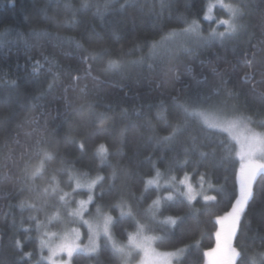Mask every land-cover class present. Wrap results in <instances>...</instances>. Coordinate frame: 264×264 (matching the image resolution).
I'll list each match as a JSON object with an SVG mask.
<instances>
[{"label": "trees", "instance_id": "1", "mask_svg": "<svg viewBox=\"0 0 264 264\" xmlns=\"http://www.w3.org/2000/svg\"><path fill=\"white\" fill-rule=\"evenodd\" d=\"M81 2L82 0H0V32L8 33L6 37L8 43L0 47V120L12 113L15 124L19 125L11 127L8 136L9 148L15 149V154L32 143L26 135L35 127L32 121L35 119L43 123L47 120L48 130L55 140L60 141L59 152L76 169L89 172L92 176H95L97 171L105 176L110 173V169L100 164L97 154L99 145H105L109 152V162L113 164L119 162L129 170L128 187L139 197L141 179L154 175L147 157L151 156L161 172L166 173L171 160L181 149L188 135L186 133L179 136L174 145L156 143L153 137H164L170 131L163 121L157 119L161 106L167 109L168 122L175 124L172 106L182 103L190 95H195L198 89L207 91L219 87L222 92L227 89L239 90L236 82L237 74H242V63L235 71L231 65L241 59L246 48L250 49L252 44L261 38L264 0H251L252 15L248 20L249 32L254 33L251 44L248 43L247 35L242 36L239 43L216 42L207 46L191 44V51L180 50L172 59L166 58L158 66H154L153 70H149L147 64L141 66L131 62L147 56L148 45L160 39L161 30L166 32L182 28L184 18L198 19L206 36L209 24L211 23L212 27L215 24L202 19V3L209 0H163L165 7L162 15H157L161 12V0H129L131 6L126 4L124 10L120 8L124 0H113L104 15L96 14L97 5H100L102 10L104 0H88L90 7L80 10L73 23L65 24L66 18L73 19L65 5L70 3L79 9ZM214 16L227 18L219 8H216ZM33 31L47 32L50 35L34 38L29 36ZM17 33H23L26 42L18 39ZM97 34L102 39V44L96 42ZM67 38L81 41L84 49L88 51L107 49L111 53V58L122 62L119 70L111 72L102 71L103 63L91 62L92 75L98 76L102 83L94 86L90 77L80 81L81 85L88 84L86 97L82 96L79 88L75 91L69 89L70 107L64 105L63 89L77 72L83 76L87 66L80 63L81 56L85 54L84 49H76ZM44 57L54 59L57 63V67H53L52 71L57 73L58 78L50 93L47 91L48 83L52 81V74L47 72L49 65L43 63L40 74L33 75V63L36 60L43 62ZM261 58H264V54L258 57ZM213 68L224 73L223 79L226 83L220 82V77L213 73ZM13 80L16 81L14 89L8 84V81ZM42 95V99L33 100V97ZM244 100L245 97L241 96L240 103L243 104ZM89 103L96 106V113H105L102 122L94 115H89L87 108ZM257 109L264 113V107L249 99V113ZM148 121H151V128L148 127ZM124 129L126 130L122 131ZM192 134L198 136L200 142L205 145L201 150L206 152L212 151L220 136L227 138V133L200 132L198 128L193 130ZM65 137L69 138L67 143ZM14 138L19 139V145L12 143ZM72 140H82L84 150L81 151L72 145ZM4 144L5 137L0 136V172L4 171V157L8 152ZM8 163L11 165L12 161L9 160ZM237 168L238 157L226 159L217 148L213 164L201 166L199 171L207 172V179L215 186L217 192L231 193ZM187 170L192 173L191 166ZM13 171H16L15 167ZM171 174L178 179L183 178V172L175 165H172ZM198 181V176L191 175V182L197 190L200 187ZM7 188L8 185H0V261L11 264L14 257L11 238L17 234L21 219L27 221L29 212L21 213L16 207L19 198L15 191L5 199L3 193ZM204 189L208 191L207 184L204 185ZM152 191L150 189L145 193L148 198L142 202L143 208L155 198ZM114 199V196L107 197L104 203L113 202ZM193 204L195 211L191 214L194 218L189 219L184 225L170 229L167 232L168 241L163 244L157 241L156 247L160 250L186 248L184 264H204L206 257L203 253L216 244L218 230L216 217L228 210V200L225 196L219 195L217 202L205 204L202 197L197 196ZM92 211L94 212V209ZM160 211L161 218L176 215L187 217L190 214L189 209L179 205L168 207L165 204ZM111 214L113 217L119 216L118 210H112ZM262 214L264 203L258 200L245 219V225L251 220V231L245 230V236L254 237L257 228L264 234V225L260 223ZM13 217L16 219V229L11 227ZM25 227H28L27 223ZM63 227L56 224L51 227V231L60 232ZM123 227L132 230L127 224ZM81 231L82 240L86 242L87 229L81 227ZM114 232L117 240H126L121 234L120 226L116 227ZM155 234L160 235L159 232ZM18 238L25 242L24 250L33 251L38 259L37 233L32 231L31 242L22 232ZM242 241L243 236L239 241L234 240L233 245L238 246ZM253 251H264L259 241L255 245L249 243V254ZM73 259L74 264H89L88 258L83 254H74ZM259 259L257 257L258 261Z\"/></svg>", "mask_w": 264, "mask_h": 264}, {"label": "snow or ice", "instance_id": "2", "mask_svg": "<svg viewBox=\"0 0 264 264\" xmlns=\"http://www.w3.org/2000/svg\"><path fill=\"white\" fill-rule=\"evenodd\" d=\"M112 2L113 0H104L102 10L101 6L97 5L96 14L107 13ZM126 4H129V0H124L120 5L121 10H124ZM89 7L88 0H82L79 9L74 8L70 3L66 4L65 9L71 13L73 19L66 18L65 24L73 23L77 13ZM164 7L165 4L161 0V12L157 15L163 14ZM216 8L225 13L227 18L214 16L213 11ZM201 12L203 21L216 24V27L209 24L206 36L198 19L184 18L182 28L166 32L161 30L160 39L148 45L147 56H142L131 63L141 66L147 64L148 69L153 70L154 66H158L164 59H172L178 51H191L192 43L197 46H207L216 42L239 43L241 37L247 35L248 43L251 44L254 36V33L249 32L248 23L252 15L251 0H209L207 3H202ZM220 26H223V30H220ZM7 35V32H0V47L8 43ZM49 35L47 32L37 31L29 34L34 38ZM17 38L26 42L23 33H17ZM67 39L76 49H84L81 41ZM96 42L103 43L98 34ZM84 53L80 59V63L87 66L84 75H79L77 72L63 89L62 99L65 107L71 106L69 89L75 91L79 88L82 96L88 95V84L81 85L80 81L90 77L94 86L102 83L98 76L92 75L91 62L103 63L104 72L119 70L122 66L120 60L111 58V53L107 49L101 48L99 51L84 49ZM261 54H264V24L261 25V38L252 44L250 49L246 48L241 59L231 65L235 71L242 63V74H237L236 82L239 90L227 89L222 92L219 87L207 91L198 89L195 95H190L182 103L172 106L176 118L175 124L168 122L167 109L161 106L157 119L163 121L170 131L164 137H153L156 143L170 146L175 144L179 136H184L186 133L188 135L181 149L171 160L166 173L161 172L151 156L147 157L154 175H151V178L141 179L139 197L128 187L129 170L119 162L115 164L109 162V152L105 145H99L97 154L100 164L110 169V173L105 176L97 171L96 175L92 176L89 172L76 169L59 152L60 141L55 140L48 130L47 120L43 123L35 119L32 121L35 127L26 133L32 143L18 154H15V149L9 148L8 140L10 128L19 127L14 122V114L10 113L0 120V136L5 137L4 146L8 148L4 157V171L0 172V185H8L3 195L8 199L15 191L19 198L16 207L21 213L29 212L27 221L21 219L17 234L11 238V249L14 253L11 264H74V254H83L88 258L89 264H134V262L135 264H184L186 248L177 247L174 251L161 252L156 247L157 241L161 244L167 242V232L170 229L184 225L189 219L194 218L191 213L195 211L193 202L196 201L197 196L202 197L207 204L217 202L219 195L227 198L228 210L216 217V224L219 225V230L216 232L217 244L214 249L203 253L207 258L206 264H264V251H253L251 254L248 252L249 243L255 245L259 241L260 247L264 248V234H261V229L257 228L256 235L252 238L244 235L245 230L251 231V220L245 225V219L252 206L258 200L264 203V118H262L264 113L259 109L251 113L248 110L249 99L264 107V58L258 59ZM43 63L49 65L47 72L52 74V81L48 83L47 90L50 93L58 78L57 73L52 71L53 67H57V63L49 57H44L43 62L36 60L33 63L34 76L40 74ZM212 71L220 77L221 83H226L223 79L224 73L216 68ZM8 84L13 89L16 87L14 80L8 81ZM241 96L245 97L243 104L240 103ZM42 98L43 95L33 97V100ZM87 108L90 116L94 115L101 122L105 119V113H96L95 105L89 103ZM147 124L151 128V121ZM197 128L200 132L227 133V138L220 136L212 151L206 152L201 150L205 145L200 142L198 136L192 134ZM68 139L65 137V143ZM12 143L19 145L20 141L14 138ZM71 143L81 151L84 150L82 140H72ZM217 148L226 159L238 157V168L234 172L235 179L231 193L217 192L215 186L207 179V172L199 171L201 166L213 164ZM9 160L12 161L11 165L8 163ZM172 165L183 172V178L178 179L171 174ZM190 166L191 174L187 170ZM13 167L16 168L15 172ZM191 175L199 177V190L191 183ZM205 184L208 191L204 189ZM150 189L153 190L152 195L155 198L143 208L142 202L148 198L145 193ZM113 196L115 197L113 202L104 203L107 197ZM165 204L168 207L179 205L187 208L190 214L187 217L176 215L161 218L160 210ZM112 210H118L119 216L113 217ZM26 223L28 227H25ZM260 223L264 225V214L261 215ZM56 224L63 225V230L51 231V227ZM125 224L132 230L123 227ZM118 226L121 227V234L126 240H117L114 229ZM11 227L17 228L15 217ZM81 227L87 229L86 244L81 243ZM33 230L37 233L38 259L33 251L24 250L26 244L18 238L19 233L22 232L31 242ZM156 232L160 235H156ZM241 236L243 241L238 246H234L233 241H239ZM257 257L260 258L259 261ZM0 264L4 262L0 261Z\"/></svg>", "mask_w": 264, "mask_h": 264}, {"label": "rangeland", "instance_id": "3", "mask_svg": "<svg viewBox=\"0 0 264 264\" xmlns=\"http://www.w3.org/2000/svg\"><path fill=\"white\" fill-rule=\"evenodd\" d=\"M215 10L216 9H214V11H213V15H215ZM223 18H225V17H223ZM200 26H201V24H200ZM213 27H216V24H214V26ZM201 28H202V26H201ZM220 30H223V26H220ZM203 34H205V33H203ZM192 44H195V43H192ZM192 183V182H191ZM193 184V183H192ZM194 186V185H193ZM195 188V187H194ZM218 230H219V225H218V228H217ZM217 230V231H218ZM81 233H82V231H81ZM83 234H82V238H81V243H83V244H86L87 243V240H86V242H84L83 240ZM216 244H217V238H216ZM216 244L214 245V247L212 248V249H214L215 247H216ZM159 251H161V252H163V251H174V250H160V249H158ZM211 250V249H210ZM209 251V250H208ZM45 253H46V255H47V250H45ZM65 259H66V257H65ZM206 260H207V258H206ZM206 260H205V262H204V264H206ZM134 264H135V262H134Z\"/></svg>", "mask_w": 264, "mask_h": 264}]
</instances>
